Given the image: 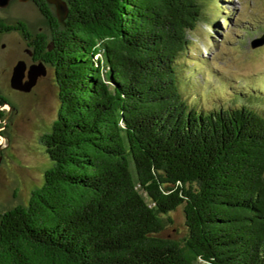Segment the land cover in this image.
<instances>
[{
  "label": "trees",
  "instance_id": "1",
  "mask_svg": "<svg viewBox=\"0 0 264 264\" xmlns=\"http://www.w3.org/2000/svg\"><path fill=\"white\" fill-rule=\"evenodd\" d=\"M64 1L60 23L34 0L58 112L43 183L0 212V264H264V115L198 111L181 84L206 3ZM179 207L185 235L163 236Z\"/></svg>",
  "mask_w": 264,
  "mask_h": 264
},
{
  "label": "rangeland",
  "instance_id": "2",
  "mask_svg": "<svg viewBox=\"0 0 264 264\" xmlns=\"http://www.w3.org/2000/svg\"><path fill=\"white\" fill-rule=\"evenodd\" d=\"M203 1L205 20L188 35L190 44L180 75L181 84L189 86L190 104L196 106L198 102L196 108L201 111L232 104L231 100L235 103L237 100V104L246 100L256 104L258 112L264 115V92L251 93L252 88L264 90V43L252 47L253 41L264 35V0ZM50 6L55 13V6ZM226 15L229 21L224 20ZM0 17L11 19L10 23L22 21L41 33L49 31L46 19L31 1L10 0L7 7H0ZM3 40L6 47L0 49V94L9 105L0 108L3 115L7 111V118H0L3 151L0 212L15 204H26L31 190L43 183L51 161L40 136L51 130L58 112L57 86L51 67L28 92L10 86V68L24 44L13 34ZM234 89L251 93L252 97H242L240 90L231 92ZM170 215L173 224L162 234L181 239L186 232L182 207Z\"/></svg>",
  "mask_w": 264,
  "mask_h": 264
},
{
  "label": "flooded vegetation",
  "instance_id": "3",
  "mask_svg": "<svg viewBox=\"0 0 264 264\" xmlns=\"http://www.w3.org/2000/svg\"><path fill=\"white\" fill-rule=\"evenodd\" d=\"M31 2L35 5L34 0H31ZM10 20L8 18H1L0 17V49H4L6 47V43L3 39L6 36H8L9 34H13L16 37H18L19 41H21L24 44V48L22 49V52L20 53V55L16 58V62L14 63V65H12L10 68L8 82H10V77L12 74L13 67L17 64L18 61H23L25 63V73H24L23 81H27L28 80L27 73H28L29 68L33 65H36L39 62H42L41 60L38 59V53L40 50L42 38H43V36H47L46 34H49V31H48V33H41L39 31H35L34 29L30 28L29 25H27L26 23H24L22 21L15 20L14 22L10 23L11 22ZM13 24H15L16 25L15 27H17V28H15V27L12 28ZM48 30H49V28H48ZM49 44L50 43L46 38V46H48ZM10 51H11V49H9V52ZM5 58H7V57H5ZM45 67H46V73H47L48 67L46 65H45ZM39 78L37 79V81L39 80ZM37 81H36V83H37ZM32 88H31V90H32ZM8 103L9 102L0 103V108L3 105H6ZM1 113H2V115H0V118L1 117L7 118V111H6V113H4V115H3L2 111H0V114ZM2 161H3V151H2V147L0 146V163Z\"/></svg>",
  "mask_w": 264,
  "mask_h": 264
},
{
  "label": "water",
  "instance_id": "4",
  "mask_svg": "<svg viewBox=\"0 0 264 264\" xmlns=\"http://www.w3.org/2000/svg\"><path fill=\"white\" fill-rule=\"evenodd\" d=\"M10 0H0V7H7ZM22 2L31 0H19ZM49 4L55 6V15L60 23H63L66 19L68 9L64 0H46ZM264 43V35L253 41L252 47L259 46ZM25 73V63L23 61H18L13 67L12 74L10 77V86L13 89L28 92L35 85L37 79L46 74V67L43 62H39L29 68L27 73V81H23Z\"/></svg>",
  "mask_w": 264,
  "mask_h": 264
}]
</instances>
